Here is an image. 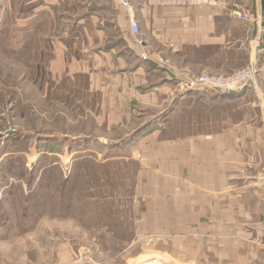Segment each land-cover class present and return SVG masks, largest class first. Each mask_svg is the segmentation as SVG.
Here are the masks:
<instances>
[{"label":"rangeland","instance_id":"374dc122","mask_svg":"<svg viewBox=\"0 0 264 264\" xmlns=\"http://www.w3.org/2000/svg\"><path fill=\"white\" fill-rule=\"evenodd\" d=\"M107 2L0 0V264H177L137 230L143 200L135 196L136 153L124 140L151 115L126 119L127 106L110 105L116 83L122 91L126 42L119 26L99 20ZM141 51L171 69L167 57ZM243 54L244 66L254 61ZM228 66L178 72L226 78L243 68ZM194 102L180 108L172 133L191 132L206 115L239 117L241 101L228 110ZM245 102L247 117L258 118L253 97Z\"/></svg>","mask_w":264,"mask_h":264},{"label":"crops","instance_id":"0c3cea01","mask_svg":"<svg viewBox=\"0 0 264 264\" xmlns=\"http://www.w3.org/2000/svg\"><path fill=\"white\" fill-rule=\"evenodd\" d=\"M130 3L127 12L117 0H108L109 12L99 20L119 26L126 42L116 78L120 82L124 76L122 91L116 83L110 105L127 106L128 119L151 115L127 136L128 148L136 153L131 158L137 162L134 195L139 205L143 200L136 211L138 232L149 234L151 248L177 264H264V66L251 48L256 43L264 47V0ZM111 8L118 10L114 23ZM242 13L247 17L237 16ZM131 19L139 26L144 47L167 57L170 70L141 60L142 47L130 34ZM244 47L248 60L259 67L262 96L250 84L209 97L175 90L185 79L181 68L228 71V62L231 69L243 67ZM250 96L259 110L255 120L246 113ZM202 99L226 110L241 101L238 119L206 115L191 123L197 126L191 132L172 133L180 108Z\"/></svg>","mask_w":264,"mask_h":264},{"label":"built area","instance_id":"2783aa9c","mask_svg":"<svg viewBox=\"0 0 264 264\" xmlns=\"http://www.w3.org/2000/svg\"><path fill=\"white\" fill-rule=\"evenodd\" d=\"M118 3L121 5L123 9L129 12L131 9L130 0H118ZM239 17L246 18L247 14L242 13L237 15ZM130 29L134 34L135 41L138 45L143 47L144 41L140 37H138V25L134 19H131ZM253 43V42H252ZM255 54L262 56V66H264V47L260 44H255ZM143 61H147L150 57L146 54L145 51H141L138 55ZM259 74L260 70L257 66L256 61L249 62L243 68L238 71L228 75V77H220V76H200L196 78L186 76L185 79L177 82L176 85H183L186 89L196 91V89L203 90L207 93H228L231 91H237L241 88H244L245 85L250 84L253 89L256 90L259 96H262L261 89L259 88Z\"/></svg>","mask_w":264,"mask_h":264},{"label":"water","instance_id":"95a60500","mask_svg":"<svg viewBox=\"0 0 264 264\" xmlns=\"http://www.w3.org/2000/svg\"><path fill=\"white\" fill-rule=\"evenodd\" d=\"M7 133H8L9 135H12V134H13V131L8 130ZM127 139H128V138H127ZM127 139H125L124 141H126ZM124 141H123V142H124ZM123 142H122V143H123Z\"/></svg>","mask_w":264,"mask_h":264},{"label":"bare ground","instance_id":"6f19581e","mask_svg":"<svg viewBox=\"0 0 264 264\" xmlns=\"http://www.w3.org/2000/svg\"><path fill=\"white\" fill-rule=\"evenodd\" d=\"M152 263V262H151ZM150 262L149 263H147V264H151Z\"/></svg>","mask_w":264,"mask_h":264}]
</instances>
